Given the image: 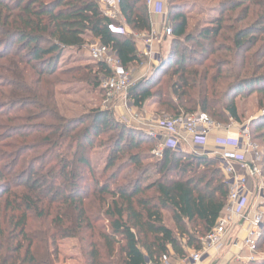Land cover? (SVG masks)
Listing matches in <instances>:
<instances>
[{
    "label": "trees",
    "instance_id": "obj_1",
    "mask_svg": "<svg viewBox=\"0 0 264 264\" xmlns=\"http://www.w3.org/2000/svg\"><path fill=\"white\" fill-rule=\"evenodd\" d=\"M190 1L168 0L171 42L128 100L137 109L156 100L169 118L203 112L228 125L246 120L239 103L254 97L263 114L250 118V135L264 147V0H225L218 16L193 27ZM119 9L132 33H152L146 0H120ZM116 25L95 0H0V66L21 79L0 101V264H55L68 239L78 241L84 264L183 260L203 250L228 204L230 184L215 158L169 149L155 158L156 143L117 119L112 105L59 114L51 85L66 78L105 101V64L59 67L87 36L124 72L143 64L135 37ZM96 149L106 155L99 176Z\"/></svg>",
    "mask_w": 264,
    "mask_h": 264
},
{
    "label": "built area",
    "instance_id": "obj_2",
    "mask_svg": "<svg viewBox=\"0 0 264 264\" xmlns=\"http://www.w3.org/2000/svg\"><path fill=\"white\" fill-rule=\"evenodd\" d=\"M96 2L100 5L103 13L117 24L116 31L123 28L122 31L126 30L129 34L130 30L119 9L120 0H96ZM146 4L150 15L167 17L165 1L146 0ZM151 36L152 33L145 40L141 38V35L136 36L138 42H143L141 55L144 62L142 66H146L150 71L154 66L161 63L164 56L163 52L154 45L155 41ZM163 36H172L171 27L168 25L164 26ZM89 53L94 62L105 64L111 71V75L102 78L101 81V88L106 94L102 106L104 108L109 107L114 101H122V99L128 101L129 90L135 87L140 80H134L130 74L124 72L117 56L98 41L91 43ZM126 109L130 110L127 107ZM237 126V128L235 127V137L217 138L212 148L208 145L210 137L214 131L222 130L223 125L216 124L209 115L203 112L165 118L159 125L150 124L146 128V135L156 143L153 150L155 158H162L163 152L167 149L181 153L185 152L192 156L213 157L228 177V183L230 184L228 204L216 228L201 240L203 250L187 256L183 264H198L206 258L210 250L221 251L226 244L231 229L241 222H247L248 224L246 237L243 241V250L247 251L248 254L243 259L247 264H254L259 259L258 243L262 234L264 212L261 208H257L253 212L249 211L253 193L247 186V177L240 175L237 167L248 170L250 165L253 173L250 171L249 176L253 178L261 176V169L258 164L261 154L257 145L251 142L249 125ZM228 128L227 131L230 132L231 126ZM261 198L262 203H264L263 191L261 192ZM149 264L171 263L165 258L159 263Z\"/></svg>",
    "mask_w": 264,
    "mask_h": 264
},
{
    "label": "rangeland",
    "instance_id": "obj_3",
    "mask_svg": "<svg viewBox=\"0 0 264 264\" xmlns=\"http://www.w3.org/2000/svg\"><path fill=\"white\" fill-rule=\"evenodd\" d=\"M96 1V0H95ZM166 3V9H167V17L165 19H168V0H164ZM225 0H192L188 3L187 8H184V12H186L189 15V18L191 20V24L193 27L197 21L201 20H209L211 17H216L219 15V5ZM103 11V10H102ZM243 26V24L241 25ZM120 29V28H118ZM123 30V28L120 30V32ZM130 30V29H129ZM126 32V30L122 31ZM128 34V33H127ZM146 34V33H145ZM128 35H132L135 37L140 36V34H134L130 30ZM166 41L163 42V52L167 51L168 43L171 42V37L166 36ZM162 40V39H161ZM86 41L88 44L82 48L81 50H65L63 52V57H61L59 62L60 68H78L81 66H93L97 64L94 62L90 57V47L91 43L94 42L93 39H91L89 36L86 37ZM163 59V58H162ZM161 59V60H162ZM6 64V65H5ZM159 64H157L158 66ZM139 67V66H138ZM156 67V66H154ZM23 70V67H20ZM10 64L3 63L0 66V78H4L3 82H0V93L3 95L0 96V101L7 100V95L11 93L12 89L17 86H21V79L17 75H12L11 71L9 73ZM134 69L127 72L132 77H134ZM153 69H151L152 71ZM25 71V70H23ZM149 73V72H148ZM147 77V76H146ZM139 79L140 81L143 80ZM53 88V91L55 93V104L56 109L58 110L59 114H61L63 117L66 118H75L79 117L81 115L86 114L87 112H90L91 110L95 108H101L102 107V100L97 93L90 92L89 88L84 83H78L71 81L70 78H66L61 80L60 83H57L56 85H51ZM48 87V90L51 88ZM254 97H250L246 101L243 100L239 103L241 106L240 111H242L246 115V120L242 124H236L234 122H230L228 125H223L222 130H228L229 126H231L230 131H235V127L237 125H249V120L253 116H258L260 111H257V107L254 103ZM128 100V98H127ZM124 102V106L126 107V99H122ZM129 101V100H128ZM119 101H114L112 103V106H115ZM130 103V108L135 113H144L145 119L140 122V126H142V122L148 121L153 125H159L160 122H163V119L169 118L164 114L166 112V109L164 107H159L157 101L155 100H149L145 103V105L141 109L134 108L132 103ZM126 114H128V110H123ZM136 115V114H135ZM165 115V116H164ZM168 115V114H167ZM142 116V115H141ZM147 116V117H146ZM171 116V115H169ZM140 116H134V120H139ZM140 121V120H139ZM238 127V126H237ZM236 127V128H237ZM251 142L260 150L261 159L259 164V168L261 169V176L254 178V180L250 181V190L253 193L251 205H250V212L257 210V208H261L262 212H264V203H262L261 198V192H264V147L262 142ZM34 154L32 153L30 157H32ZM29 158V157H28ZM251 159V157H249ZM105 162H106V155H102L99 151V149H96V151L91 153V163L94 165V168L96 170V173L99 174L102 172V170L105 168ZM110 173V172H109ZM108 173V175H109ZM127 173V171H124V174ZM262 237V234H261ZM260 241V240H259ZM58 251L56 253L57 256V262L55 264H84L83 256L81 254V250L78 244L77 240H64L60 241L58 243ZM254 264H264V244H261V248L259 249V259Z\"/></svg>",
    "mask_w": 264,
    "mask_h": 264
},
{
    "label": "crops",
    "instance_id": "obj_4",
    "mask_svg": "<svg viewBox=\"0 0 264 264\" xmlns=\"http://www.w3.org/2000/svg\"><path fill=\"white\" fill-rule=\"evenodd\" d=\"M156 2L158 1H164V0H155ZM152 19V38L154 39V45L158 50H163V42L166 41V36H163V30L164 26L169 25L168 19L166 20L164 17L161 16H155V15H150ZM141 38L143 40L147 39L149 34H140ZM162 39V40H161ZM142 43L143 42H138V51L141 53L142 52ZM169 45V43H168ZM168 49V46H167ZM163 52V51H162ZM165 53V50L163 52V55ZM149 72V73H148ZM150 70L146 66H136V70H134L133 74L134 80H139L141 78H144L150 74ZM123 101H119L114 108L115 115L117 119H119L121 122L125 123L127 126L130 127H136V128H141L146 132V128L148 125L151 123L148 121L142 122V126H140V122L145 119V114L144 113H135L133 110L130 108V103L129 101L126 102V107L129 108L128 114H126L123 110L126 109L124 106ZM140 116L139 120H134V116ZM142 115V116H141ZM147 117V116H146ZM153 125V124H152ZM226 137H235V131H225V130H216L214 133L211 135V139L209 140V147L212 148V146L215 144V139H224ZM187 151V149H186ZM237 171L240 175L246 176L247 177V186L250 189V181L254 180L252 176H249L250 170L248 168L244 169L241 167H237ZM251 191V190H250ZM248 224L247 222H241L234 226L227 239H226V244L222 248L221 251H215V250H210L208 255L204 260H201L200 263L198 264H247L243 258L247 256V251L243 250V241L246 237V230H247ZM193 253H195L192 250H188V255L190 256ZM171 264H183V260L175 257L172 255L170 258H168ZM186 264H192V263H186Z\"/></svg>",
    "mask_w": 264,
    "mask_h": 264
},
{
    "label": "water",
    "instance_id": "obj_5",
    "mask_svg": "<svg viewBox=\"0 0 264 264\" xmlns=\"http://www.w3.org/2000/svg\"><path fill=\"white\" fill-rule=\"evenodd\" d=\"M136 87H137V86H135V87H133L132 89H130L128 93L130 94V93H131ZM261 114H263V113H260V114H259L258 116H256L255 118L259 117ZM248 167H249V170L251 171V173H253L252 166L249 165Z\"/></svg>",
    "mask_w": 264,
    "mask_h": 264
}]
</instances>
